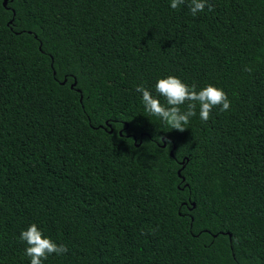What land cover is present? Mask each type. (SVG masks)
<instances>
[{"label":"trees","instance_id":"trees-1","mask_svg":"<svg viewBox=\"0 0 264 264\" xmlns=\"http://www.w3.org/2000/svg\"><path fill=\"white\" fill-rule=\"evenodd\" d=\"M210 4L0 0V264L33 222L43 264H264V0ZM170 74L229 110L169 129L135 88Z\"/></svg>","mask_w":264,"mask_h":264},{"label":"clouds","instance_id":"clouds-1","mask_svg":"<svg viewBox=\"0 0 264 264\" xmlns=\"http://www.w3.org/2000/svg\"><path fill=\"white\" fill-rule=\"evenodd\" d=\"M185 3L186 0H168V5L173 10ZM187 6L193 16L206 9L211 11L210 0H187ZM244 70L251 72L252 68L245 66ZM135 91L140 94L145 112L158 118L169 129L178 131L185 130L192 117L198 115L201 121L207 122L213 109L218 108L224 112L231 105L228 94L222 87L209 83L197 88L171 74L158 77L151 88L139 84ZM18 239L26 245L24 256L28 258L29 264H43L50 255L60 256L68 251L64 244L46 235L35 222L22 229Z\"/></svg>","mask_w":264,"mask_h":264},{"label":"water","instance_id":"water-1","mask_svg":"<svg viewBox=\"0 0 264 264\" xmlns=\"http://www.w3.org/2000/svg\"><path fill=\"white\" fill-rule=\"evenodd\" d=\"M8 0H3V5L6 6ZM66 81V79H64V81L62 82V84ZM76 85V81H74L71 85V87H74ZM170 154L172 155V152H170ZM178 175H180V171H178ZM194 205V204H193Z\"/></svg>","mask_w":264,"mask_h":264}]
</instances>
